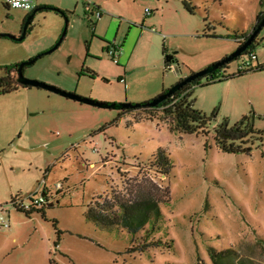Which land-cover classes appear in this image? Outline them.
Returning a JSON list of instances; mask_svg holds the SVG:
<instances>
[{
    "label": "rangeland",
    "instance_id": "1",
    "mask_svg": "<svg viewBox=\"0 0 264 264\" xmlns=\"http://www.w3.org/2000/svg\"><path fill=\"white\" fill-rule=\"evenodd\" d=\"M35 3L50 10L37 12L26 39L0 38V78L5 68L52 49L67 29L60 47L27 67L25 76L107 103L150 102L190 71L222 61L264 11V0H193L194 13L184 0ZM27 15L0 0V33L18 36ZM114 44L123 58L110 53ZM254 51L255 65H264V28ZM172 54L177 62L167 67ZM246 59L243 54L211 84L205 77L195 87L194 108L210 119L201 134L173 130L172 116L162 109L118 118L121 111L38 88L0 95V212L10 223L0 225V264H214L211 247L264 264V69L237 75ZM245 116L242 129L252 130L247 141L236 142L235 152L222 150L215 128L227 122L231 130ZM159 150L172 161L168 178L151 167ZM143 177L171 192L149 238L146 231L133 236L87 219L90 205L113 191L125 193L127 180ZM45 191L46 205L30 215L13 203ZM152 242L161 244L135 250Z\"/></svg>",
    "mask_w": 264,
    "mask_h": 264
},
{
    "label": "trees",
    "instance_id": "2",
    "mask_svg": "<svg viewBox=\"0 0 264 264\" xmlns=\"http://www.w3.org/2000/svg\"><path fill=\"white\" fill-rule=\"evenodd\" d=\"M192 3L193 0H184V6L190 13H194L195 10ZM38 8H42L40 11H43L45 7ZM61 13L65 15L64 12ZM263 17L264 11L258 15L257 20L260 22ZM31 30L32 28H30L29 31ZM205 35L208 37H217L215 33H205ZM240 38L245 40L241 43L242 46L248 40L249 36L242 34L241 37H237V40ZM257 40H255V42L248 48L245 54L248 55L250 52H255L254 50ZM171 65L172 63H166L167 67ZM228 65H225L220 69L227 68ZM220 69L207 76V84H211L216 80V74ZM263 69L264 65L258 64L251 69L239 71L237 75H243L249 71ZM91 75L94 76V74ZM237 75H229L228 77L224 76L223 79L232 78ZM202 79L203 78H198L185 85L172 97L168 98L155 108L142 107L134 110L121 111L118 118H122L127 113L140 111L142 109L148 111L162 109L166 118L167 116H172L170 123L172 124L173 130L186 134L207 133L209 130L210 119L206 114L194 108V101L192 100L194 89L201 85ZM182 80L183 79H181V81ZM15 90L17 89H8L0 94H9ZM168 90L169 89H165L163 93ZM149 114L151 115L148 119H154L155 115L150 112ZM247 120L248 117L245 116L241 122L231 130L228 129L227 122H224L215 128V140L222 150L235 152L237 151L234 148L236 142L243 143L244 141H247V137L252 132V130H248L249 126H247L248 128L245 130L242 129V126H244ZM104 129L105 127L102 128L103 131ZM151 167L155 169L157 173L168 178L173 166L168 153L165 150H159L155 155L154 160L151 161ZM125 190V193L113 191L111 197L105 198L102 202H96L94 205H90L86 212V217L89 221L100 228L107 230L124 229L133 236L138 235L142 231H146V237L149 238L150 235L156 232L159 223L163 219L161 205L169 202L171 194L170 188L167 185L165 186L154 182L151 178L143 177L140 180H138V178L127 180ZM44 193L47 195V191ZM20 211L24 212L22 209H20ZM26 213L27 215H30L32 211ZM160 244L161 242L144 243L135 250L145 251L152 245L159 246ZM209 254L214 264H246L243 260L237 259L236 252L233 249L218 251L211 247L209 249Z\"/></svg>",
    "mask_w": 264,
    "mask_h": 264
},
{
    "label": "water",
    "instance_id": "3",
    "mask_svg": "<svg viewBox=\"0 0 264 264\" xmlns=\"http://www.w3.org/2000/svg\"><path fill=\"white\" fill-rule=\"evenodd\" d=\"M40 10H42V8H36L34 10V12H32V14L28 17L27 23L24 26L23 32L20 36H16V35H13L10 33H0V37L8 38V39H11V40H14L17 42H21V41L25 40L27 35H28L29 24H30L31 20L34 19L37 12H39ZM44 10H50V8L45 7ZM263 28H264V17L258 23L257 27L255 28L253 33L249 36L248 40L242 46H240L234 53H232L231 55H229L228 57H226L222 61L217 62V63L207 67L204 70H201L199 72H196V73L189 75L188 77L184 78L182 81H180L177 84H175L174 86H172L167 92L162 93L161 95H159L158 97H156L155 99H153L152 101L147 102V103L99 102V101H96V100H93L90 98L82 97V96L75 94V93L64 91L60 88L49 85L47 83H43V82H40L37 80H32V79L27 78L25 76V69L29 66L36 64V62L39 59H41L42 57H44L45 55L52 54L54 51H56L60 47L62 42L64 41L66 34H67V29L64 30L60 40L52 49H50L49 51H47L44 54L38 55L34 59H31V60L24 62V63H20V64L16 65L15 67L17 68L18 82L25 88H38V89L47 90L49 92H53L57 95L65 97L67 99H70V100H73V101H76V102H79L82 104L90 105L93 107L103 108V109H111V110L114 109V110H118V111H125V110H134V109H138V108H142V107L155 108V107L159 106L162 102L167 100L168 98L172 97L176 92H178L185 85L191 83L192 81H194L198 78H205L208 75L212 74L214 71H216V70L220 69L221 67L228 65L231 62H233L234 60L238 59L255 42L257 36L260 34V32L263 30ZM175 62L176 61H175L174 54L166 56L165 63H175ZM45 194L46 193H43V195H45Z\"/></svg>",
    "mask_w": 264,
    "mask_h": 264
},
{
    "label": "built area",
    "instance_id": "4",
    "mask_svg": "<svg viewBox=\"0 0 264 264\" xmlns=\"http://www.w3.org/2000/svg\"><path fill=\"white\" fill-rule=\"evenodd\" d=\"M5 5L10 8V9H21L25 11H31L36 7V0H3ZM96 16L98 19L102 17V13L98 11L96 13ZM112 48H109V51L111 54L114 53V58H117V54L119 53V47L114 45ZM258 60L257 54L255 52H250L248 54V59H246L243 64L239 66V71H244L251 69L252 67H255V62ZM121 82H125V80H120ZM58 189L62 188L61 184L57 185ZM47 195H28L27 198H16L14 199L13 203L15 206L19 207L20 209L26 211V212H31L37 208L43 207L47 203ZM2 212H0V225L4 227H9L10 223L9 221L5 218L4 215H1Z\"/></svg>",
    "mask_w": 264,
    "mask_h": 264
},
{
    "label": "flooded vegetation",
    "instance_id": "5",
    "mask_svg": "<svg viewBox=\"0 0 264 264\" xmlns=\"http://www.w3.org/2000/svg\"><path fill=\"white\" fill-rule=\"evenodd\" d=\"M6 6V5H5ZM7 7V6H6ZM8 8V7H7ZM36 8H38V7H35L33 10H31V11H27L28 12V15L25 17V19H24V21H23V25H22V27H21V30H20V33H19V35L18 36H20L21 34H22V32H23V28H24V26L26 25V23H27V20H28V17L32 14V12H34V10L36 9ZM8 9H10V8H8ZM34 20V19H33ZM33 20H31V22H30V24H29V26H28V32H29V30H30V28H32L31 27V24H32V22H33ZM258 21V20H257ZM258 23H259V21L257 22V24L255 25V27H254V29H253V31L255 30V28L257 27V25H258ZM253 33V32H252ZM251 33V34H252ZM250 34V35H251ZM250 35H248V36H250ZM259 36V35H258ZM258 36H257V38H256V40L258 39ZM0 38H3V37H0ZM11 40V39H10ZM245 41V40H244ZM114 45H116V44H114ZM114 45H112V46H114ZM117 46V45H116ZM245 54V53H244ZM92 76V75H91ZM92 77H94V76H92ZM0 81H1V83H0V93L1 92H4L5 90H14V89H17V90H19L20 88H25V87H23L19 82H18V76H17V68L14 66V67H11V68H5V75L4 76H2L1 78H0ZM17 90H15V91H17ZM13 92V91H12ZM0 95H5V94H0Z\"/></svg>",
    "mask_w": 264,
    "mask_h": 264
},
{
    "label": "crops",
    "instance_id": "6",
    "mask_svg": "<svg viewBox=\"0 0 264 264\" xmlns=\"http://www.w3.org/2000/svg\"><path fill=\"white\" fill-rule=\"evenodd\" d=\"M99 11L102 13V11H101L100 9H99ZM92 15H94V14H92ZM102 17H103V13H102ZM102 17H101V18H102ZM124 48H125V46H124ZM166 52H167V50H166V44H165V41H164V42H163V53H166ZM133 53H134V51L132 52V55H133ZM120 57L123 58L124 56H123V52H121V48L119 47V56H117V58L119 59ZM117 58H116V59H117ZM129 60L131 61L132 58H130ZM130 61H129V62H130ZM118 64H119V62L116 63V65H117V66H120V65H118ZM193 72H194V71H190L189 75H191ZM125 73H126V71H125ZM119 79H120V80H125L124 83H126V79H125V78L120 77ZM183 79H184V78H183ZM120 80H119V81H120ZM180 81H181V79L179 80V82H180ZM120 82H121V81H120Z\"/></svg>",
    "mask_w": 264,
    "mask_h": 264
}]
</instances>
